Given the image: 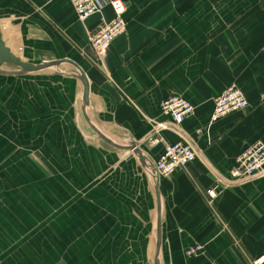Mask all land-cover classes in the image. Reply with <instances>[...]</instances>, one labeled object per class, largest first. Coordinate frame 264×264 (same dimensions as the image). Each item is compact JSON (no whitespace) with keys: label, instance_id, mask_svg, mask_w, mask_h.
<instances>
[{"label":"crops","instance_id":"crops-1","mask_svg":"<svg viewBox=\"0 0 264 264\" xmlns=\"http://www.w3.org/2000/svg\"><path fill=\"white\" fill-rule=\"evenodd\" d=\"M122 1L126 30L99 55L89 37L114 19L108 3L81 23L69 0H0L15 56L69 59L89 85L84 113L74 77L0 73V264H253L264 252V175L213 204L207 190L264 143V0ZM231 84L248 108L210 124L213 98ZM172 94L194 107L179 129L197 159L156 177L163 143L179 136L147 138ZM195 245L202 252L185 256Z\"/></svg>","mask_w":264,"mask_h":264},{"label":"built area","instance_id":"built-area-1","mask_svg":"<svg viewBox=\"0 0 264 264\" xmlns=\"http://www.w3.org/2000/svg\"><path fill=\"white\" fill-rule=\"evenodd\" d=\"M73 7L76 18L84 23L89 17L99 13L108 3L114 12V19L110 22L101 23L98 30L89 37V43L93 50L101 55L105 53L111 43L126 30L125 19L126 4L122 0H69ZM213 107L210 113L209 123L234 112L245 111L248 108V101L242 88L231 84L217 94L213 100ZM161 113L166 120L155 125L153 135L148 140L153 145L163 143L158 135L159 130L169 129L179 136V139L172 143H163V149L154 162V168L159 176L169 177L178 169H186L197 159V152L190 140L181 133L179 127L187 118L194 113L191 102L180 95L172 94L161 99L159 103ZM186 137V138H185ZM264 175V143L257 141L248 146L238 155L226 177L218 187L207 190V198L210 204L216 199L219 192L233 185L244 184L256 177ZM203 247L195 245L185 251V256H195L202 252ZM253 264H264V252H262Z\"/></svg>","mask_w":264,"mask_h":264},{"label":"water","instance_id":"water-1","mask_svg":"<svg viewBox=\"0 0 264 264\" xmlns=\"http://www.w3.org/2000/svg\"><path fill=\"white\" fill-rule=\"evenodd\" d=\"M17 23V22H16ZM63 64H69L71 65L75 71L70 72H60L59 67ZM54 69V72L56 73H65L66 75H69L71 77L76 78L80 81L82 85V109L85 113L86 110V103H87V96L89 91V85L87 82V77L84 73V71L81 69V67L69 60V59H63V60H55V61H44L38 64L30 63L27 61L21 60L19 57L15 56L10 49L5 45L1 38V32H0V73L6 74V75H26V74H33V73H47L49 71H52ZM85 116V115H84ZM96 130V131H95ZM93 131L96 132V134L101 136L100 138L104 139V136L102 133H100L97 129ZM126 150H133V152L138 156L141 157L139 154L140 150L139 147L136 145L135 142H132L131 146H129ZM141 160V158H140ZM142 161V160H141ZM154 174L156 177H158V174L153 168ZM156 188V187H155ZM159 204V216L158 218H161V211L162 206L160 199H158ZM159 221V220H158ZM159 234V224L157 229V236ZM156 236V239H157ZM157 249L159 248V244H156ZM154 264H161V261L159 259V256H156L154 258Z\"/></svg>","mask_w":264,"mask_h":264}]
</instances>
